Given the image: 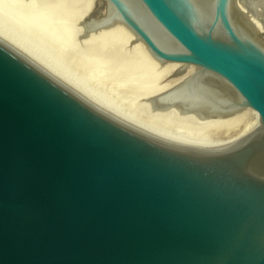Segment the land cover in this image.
<instances>
[{
	"label": "water",
	"instance_id": "1",
	"mask_svg": "<svg viewBox=\"0 0 264 264\" xmlns=\"http://www.w3.org/2000/svg\"><path fill=\"white\" fill-rule=\"evenodd\" d=\"M263 18L238 0H98L80 22L196 67L145 112L257 113L217 144L113 112L0 35V264H264Z\"/></svg>",
	"mask_w": 264,
	"mask_h": 264
},
{
	"label": "bare ground",
	"instance_id": "2",
	"mask_svg": "<svg viewBox=\"0 0 264 264\" xmlns=\"http://www.w3.org/2000/svg\"><path fill=\"white\" fill-rule=\"evenodd\" d=\"M20 1L22 3V0H20ZM23 1L25 3H27L25 0H23ZM29 1L30 0H28V2ZM33 1H35V0H33ZM33 1H31V2H33ZM38 1H40V5H38L39 3H37V5L35 3V6L36 7L40 6V9L44 8L41 12V15H43L42 14L43 11L46 10V13L44 12L46 14L45 19H48L49 22L52 21L51 19L55 18L57 20V18L59 17V18H64L63 20L66 19L67 23L71 24V26H69L68 24L65 23L66 21L63 22V20H62V22L64 23V26H66V25L69 26V30H68V32H66V36H67V34H68V38H69V36H71V37L76 36L77 38H75V40H77L79 38L77 40V43H78V41L80 42L77 46H79V48H80V44H82V46L85 48V51L78 48V53L79 52L82 53V51L84 53H82L81 55L79 54L80 55L79 58L77 57L78 54H76L77 56L76 55L75 56L77 58H75V59H78L84 63L86 62V65L84 64L85 68L87 66L89 67V64H91L92 67L93 66L95 67V69H96V66L94 63L96 62V59L100 60L101 62L103 61V66L101 65V67H102L101 69L103 71L101 69H100L101 71L100 70L99 71L104 72L105 74L101 73L100 79H103V81H104V76L102 78V74H103V75H106L105 78H107V76L109 77V79L111 78V81L115 80L116 82L118 81V82H122V84L124 83V85L128 84L127 93H128V91L131 90L130 93L133 94L136 98L137 97L139 98V96L140 97L142 96V97H144V100H145V99L149 98L151 95H153L154 93H160L166 89H169L170 87L176 85L181 80H183L185 77H187L190 73H192V71L195 67L193 65H185V64L174 63V62H165V63L159 62L149 53V51L147 50L145 45L141 41L135 40L134 35L129 31V29H127V27L125 25H123L122 23H119V22H116L115 24H113L111 26L104 27V28H101L98 30H92V31L83 30L80 26V22L84 21V20H88L89 15H91V13H93L95 11V9L97 8V6L94 5L95 0H38ZM36 2H37V0H36ZM262 2H264V0H238V4L241 7L243 6V4H245V6H247L250 9L256 10L257 13L262 14L264 17V5L262 4ZM12 3L9 2L7 4H12ZM14 3L16 4L17 1H15ZM19 3L20 2H18L16 5L18 6ZM25 3L23 4L24 7L22 6L19 8L14 6L15 4L12 6V8L10 5L9 7L11 9H13V10H11L12 11L11 14L16 15V16L11 15V16L16 18V23H18L21 26L22 31H24V30L25 31L36 30L35 31L36 33L37 32L40 33V31L42 34L45 33L44 31L47 27L46 24H45L46 26L42 25V27H41L40 25L36 26L39 22L38 23L36 22V25H35L34 23H31L32 21H29V20H32L33 17L35 18V15L32 17V14H34V13L31 12V10L29 8H27V7H30V5H28L26 7ZM0 4H4V1L0 0ZM41 6H43V7L41 8ZM13 7H16V9ZM10 8H8V5L5 4V10L6 9L9 10ZM3 9H4V6L2 8V12H3ZM33 10L37 11L38 8L34 7ZM65 11H67L66 12V15L68 14L67 16L63 15V12H65ZM9 13L10 12L7 13V11H4V13H2V16H0V17L2 18V17H4L3 15H6L7 18L9 17L8 20L10 22V20L12 18L10 19L11 16L9 15ZM36 15L38 16V17H36L37 20H40V16H41L40 13H38V14L36 13ZM76 15H80V16L85 15L84 16L85 18H83L84 20L79 21V19L83 17L82 16L80 18H77V20H78L77 21V20H75ZM6 16L3 19H5ZM42 17H44V15ZM14 18H13V20H14ZM254 19L258 25H263L260 23V21H258L257 17H254ZM56 20H54V21H56ZM6 21L7 20H5L4 23ZM54 21H52L53 24L55 23ZM45 22L46 21H43L41 24H43ZM49 22H48V24H49ZM56 22H58V24L56 25V26H58L60 21H56ZM62 22H60V23H62ZM11 23H12V27H13V22L11 21ZM16 23H14V27L16 29L14 28L13 30L20 32L21 31V30H19L20 26L18 27V30H17L16 26H18V24L15 26ZM30 23H31V25L32 24H34V25L31 26ZM262 23H264V22H262ZM9 25H11V24H9ZM60 25H59V27H60ZM39 26L41 27V29L43 28V26H45V29L43 28L44 31L39 30ZM50 26L51 25L49 24V29H51V30H49L47 27L48 31L49 32L52 31L55 34V31L53 30V28L55 26L53 28L52 27L50 28ZM62 26H63V24H62ZM62 28L63 27H60L59 31H61L60 29H62ZM9 29L4 27L3 22L0 23V35L1 36L8 38V39H11V40L17 42L18 44L22 45L23 47L27 48L30 55L33 58L38 60L40 63H42L48 69H50L55 74L60 76L62 79H64L65 81H67L68 83H70L71 85H73L74 87H76L77 89L82 91L83 93H85L87 96H89L90 98H92L93 100L98 102L99 104L103 105L104 107L112 110L113 112H115V113H117V114L139 124V125H142V126L149 128V129H152L154 131H157V132L162 133L164 135H167L169 137L179 139V140H183V141L194 142V143H205V144L223 143V142L234 140V139L242 136L243 134H245L251 127L254 126V124L256 123V121L258 119L257 113L250 108H245L239 112L232 113V114H230L226 117H223L219 120L209 122V123L199 124V125L185 124V123H181V122L169 119V118L153 115V114H150L148 112H145L142 108H141L142 110L140 109L142 111V113H141V111H138L140 113L138 114V112H137L136 113L137 115L135 113H132V112L128 113V111H131L132 109L131 110L127 109L128 111H124V110L120 109V106L122 105L121 103H120L121 105L118 107L119 103H118V105H116L117 104V103H115L116 101L114 102V100H116V98L114 99V97L112 98V97H109L108 95L105 96L103 94L102 95L98 94V93L92 91L93 89L91 90L92 87L89 89L88 84L83 85V84H81V82L79 83L77 80H76L77 81L76 82L73 78L72 79L69 78L66 74L61 72L62 69L61 70L57 69V67H54V64L53 65L51 64L52 62L49 64L48 63L49 61H45L42 58V57H44L43 53H42V55H43L42 56L40 52L34 51V49L37 50V47H36L37 44H35V46L33 45L35 47L33 49L32 48L33 46H30L29 44H27L28 40L27 41L25 40L26 43L24 42V39H26V37L23 39L21 36L17 35L19 33L15 34L16 31H12V29H10V30ZM57 30L58 29H56V34H57V35L55 34L56 37L59 34L58 33L59 31H57ZM65 30H63V33H65L64 32ZM22 31H21V33H22ZM31 32H29V33L31 34ZM79 32H81V35H79V37H78L77 34H79ZM39 33H37V34H39ZM46 33H47V30H46ZM26 34L24 32L22 35H26ZM30 34H29V36H30ZM54 34L49 36L47 39H49L50 37L51 38L54 37ZM32 35H34L33 37L35 38L36 34H34V31H33ZM60 35H62V33L59 34V36H58L61 38ZM29 36H27V37L30 38ZM44 36L45 35L43 34L42 37H44ZM33 37L31 36V38H33ZM56 37H54V39L58 40V38H56ZM71 37L68 41L71 40ZM40 38H41V36H39V39H38V37H36V39L41 41L42 39H40ZM62 38L64 39V34H63ZM68 38L65 37V39H68ZM36 39L33 40V41H35V42H33V44L39 42ZM63 39L61 40L62 42H63ZM43 40L45 41V39H43ZM52 40L53 39H50V42H52ZM55 40H53V41H55ZM31 41H32V39H31ZM31 41L29 40L30 44H31ZM47 41H45V43L43 44L44 46L42 45L43 48L46 47ZM50 42L48 41L47 43H50ZM62 42L60 44H62V46L64 45V48H66L67 46L65 47V43L63 44ZM64 42H65V40H64ZM53 43L54 42L51 43V46ZM58 43H57V41L55 43V44H57L56 45L57 49H58V46L59 47L61 46L60 44L58 45ZM72 43H74V42H71V44ZM68 44H69V42L67 43V45ZM74 45H76V44H74ZM74 45H72V46H74ZM49 46H50V44L48 45V47ZM77 46H76V49H77ZM82 46H81V48H82ZM53 47H51L52 50H53ZM55 48H54V52H55ZM64 48H62V49L64 50ZM74 48L69 46V49H71L72 51L69 50L68 48H66V50L68 49L70 51V54H71V52L75 53L77 51L76 49H75L76 51H74ZM40 50H42V47H41V49L39 48L38 51H40ZM66 50L62 51L60 49L59 53H60V51H62L61 53L63 54ZM69 51H66L64 54L67 53L70 56ZM74 53H72V55H74ZM67 54L64 56L67 57ZM74 57H71V58L74 59ZM81 62H78L77 65H79V63L81 65ZM80 65H79V67H80ZM180 66H183L184 68H182ZM94 67L90 70H93ZM88 70L89 69L86 70V73ZM96 70H98V69H96ZM83 71L85 72V70H83ZM86 73H84V74L86 75ZM88 73H90V71H88ZM98 78H96V79H98ZM124 93H125V91H124ZM131 94H129V95H131ZM133 95H131V96L133 97ZM136 98H135V101H137V99H138V98L137 99ZM132 111H134V110H132ZM135 111H137V110H135ZM244 116L246 119H247L246 116L250 117L249 119H251V120H249V123H245V121H244L245 119H242V117H244ZM238 119H240L241 121L242 120L244 121L243 127L240 126L239 123L241 121L239 120V122H238ZM247 121L248 120H246V122ZM236 122H238V123H236ZM234 123H236L235 125L238 124L237 126H239V128L237 126H234L237 129L233 131L232 129H234V128L232 127V125ZM241 125H242V123H241ZM230 128H231V130H229Z\"/></svg>",
	"mask_w": 264,
	"mask_h": 264
},
{
	"label": "rangeland",
	"instance_id": "3",
	"mask_svg": "<svg viewBox=\"0 0 264 264\" xmlns=\"http://www.w3.org/2000/svg\"><path fill=\"white\" fill-rule=\"evenodd\" d=\"M3 1H4V4H0V5H1V6H0V9H1V10H0V11H1V12H0V13H1L0 16H2V13H4V11H7V13L10 12V13H9L10 16H11V15H12V16H16L15 14H11V13H12L11 10H13V9H11V8H12V6L15 4L14 2H15V1H17V3L20 2L18 6L16 5L17 3L14 5V6L18 7V8H19V7H22V6L24 7L23 4L25 3L23 0H22V3H21L20 0H8V1H7V0H6V1L3 0ZM13 1H14V2H13ZM25 1L27 2V3H25V6L27 7L28 5H30V7H27V8H29V9L31 10V12L34 13V14H32V17L35 15V18L33 17V19H32V20H29V21H32L31 23H34L35 25H36V22H37V23L39 22L40 24L38 23L36 26L40 25L41 27H42V25H45V24H46L47 27H48V29H49V24L51 25L50 28H51V27L53 28V27L55 26V27L53 28V30L55 31V34H56V29H58L57 31H59V28H60V27H63L62 29H60L61 31L58 32L59 34L62 33V35H60L61 38L58 37L59 34H58V36L56 37L55 34H54V32H52V31L49 32L48 29H47V27H46V29H45V26H46V25L43 26V28L45 29V31L43 30V28L41 29V27L39 26V30H43V31L45 32V33H43V34L45 35L44 37H42L43 34L41 33V31H40V33L37 32V33H39V34H37V33L35 32L36 30H29V31H25V30H24V31H22L21 26H20L18 23H16V18H14V17L11 16L10 19H11V18H12V19H11L10 22H9V20H8L9 17L7 18L6 15H3L4 17L6 16L7 19H6V18L3 19L4 17H2V18L0 17V23L3 22L5 28H7V29L10 28V29H12V31H16V30H13V29L15 28V27H14V23H16L15 26L18 24V26H16V27H17V30H18V27L20 26V27H19V30H21L22 33H21V31H20V32L16 31L15 34L19 33V34H17V35L21 36L23 39L26 37V39H24V42H25V40H26V41L28 40V43H27V44H29L30 46H33V45L35 46V44H37V45H36L37 50L34 49V48H35L34 46H33L32 48L34 49V51L40 52L41 55H42V53H43V54H44V57L47 59V60H46L44 57H42L45 61H49V62H48L49 64L52 62L51 64H52V65L54 64V67H57V69H60V70L62 69L61 72H63L64 74H66L69 78H71V79L73 78L75 81L77 80L79 83L81 82V84H83V85L88 84V85H89V86H88L89 89L92 87V88H91V90L93 89L92 91H94V92H96V93H98V94H101V95L103 94V95H105V96L108 95L109 97H112V98L114 97V99L116 98V100L113 99L114 102L116 101V102H115V103H117L116 105H118V103H119V105H118V107H119V106L122 104V105L120 106V109H122V110H124V111H128L127 109H129V110L132 109V110H134V111L137 110V111H135V112L132 111V110H131V111H128V113H129V112H130V113L132 112V113H135V114H136L138 111H141V110H142V109H141L142 107H140V106H141L140 104L143 102L144 97L141 96V97H142V98H141V97L139 96V98L137 97V98H138V99H137L133 94L130 93L131 90L128 91V93H127V90H128V84H127V83H126L127 85H124V83L122 84V82H118V81L116 82L115 80H114V81H111V78L109 79L108 76H107V78H105L106 75H103V74H102V78H103V76H104V81H105V82L103 81V79H100V77H101L100 74H101V73H104V72H100V71L102 70V69H101V68H102L101 65L103 66V61L101 62L100 60H97V59H96V62H95L94 64H95V66H96V69H98V70H96L94 66H93L94 69H93V70H90V69L93 68L91 64H89V67H90V68H89L88 66L85 68L84 64L86 65V62L84 63V62H81V61L78 60V59H75V58H77V57L79 58V56H80L82 53H84V52L82 51V53H80V52L78 53V48H79V46H77V45H78L80 42L78 41V43H77V40H78L79 38H78L77 40H75V38H77L76 36H74V37L69 36V38H68V34H67V36H66V32H68V30H69V26H71L70 23H69V24L67 23L66 19L63 20L64 18H59V17H58L57 20H56L55 18H53V19L50 18L52 21H54V20H56V21H60V22H62V20H63V22L66 21L65 23L69 25V26H67V25L65 24V25L67 26V27H66V26H64V23H63V22H62V23L59 22V25L61 24L60 27H59V25L56 26V25L58 24V22L54 21L55 23L53 24L52 21L49 22L48 19H45V16H46V14H45V13H46V10L43 11L42 14L44 15V17H42L43 15H41V12H42V10L44 9V8H42L43 6H41L42 9H40V6H37V7L35 6V3H36V5H37V3H39L38 5H40V1H38V0H37V2H36V0H35V1L30 0L29 2H28V0H25ZM31 1H33V2H31ZM96 1L98 2V0H95V1H94V5L97 6V2H96ZM5 2H6V3H5ZM9 2H11V3L13 2L14 4H13V3H12V4H7V3H9ZM2 3H3V2H2ZM32 3H33V4H32ZM5 4L8 5V8H10L9 6L11 5V8L9 9L10 11H9L8 9L5 10ZM2 5L4 6L3 12H2V8H3ZM33 5H34V6H33ZM6 7H7V6H6ZM16 7H13V8L16 9ZM34 7H35V8H38V10L40 9L41 11L39 10V11H40V12H39L38 10H37V11H36V10H33ZM44 12H45V13H44ZM66 12H67V11L63 12V15H66ZM5 13H6V12H5ZM36 13H37V14L40 13V15H41V16H40V20H37L36 17H38V16L36 15ZM74 13H75V12H74ZM75 14H76V13H75ZM67 15H68V14H67ZM67 15H66V16H67ZM69 15H70V14H69ZM76 16H77V17H76ZM76 16H75V18H76L75 20H77V18H80V17L83 16L82 18L79 19V21L84 20L83 18H85V17H84L85 15H82V16H80V15H76ZM78 16H79V17H78ZM13 18H14L15 21L13 20ZM65 18H66V17H65ZM34 19H35L36 21H35ZM38 19H39V18H38ZM41 19H42V20H41ZM44 19H45V20H44ZM60 19H61V20H60ZM5 20H7V21L4 23ZM1 21H2V22H1ZM11 21L13 22V27H12V23H11ZM34 21H35V22H34ZM43 21H46V22L43 23V24H41ZM77 21H78V20H77ZM7 22H8L9 24H11V25H9ZM48 22H49V24H48ZM31 23H30V25H31ZM34 24H32V25H34ZM52 24H53V25H52ZM62 24H63V26H62ZM32 25H31V26H32ZM57 27H58V28H57ZM64 27H65V28H64ZM33 28H34V27H33ZM55 28H56V29H55ZM66 28H67V29H66ZM10 29H9V30H10ZM15 29H16V28H15ZM65 29H66V30H65ZM46 30H47V33H46ZM49 30H51V29H49ZM63 30H65V31H64L65 33H63ZM31 31H32V32H31ZM33 31H34V34L37 35V36L35 35V38L33 37L34 35H32V34H33ZM43 31H42V32H43ZM24 32H25V34H26V33L28 34L29 32H31V34L29 33L30 36H29V34H28V35L26 34V35L29 36L30 38H28L26 35H22ZM48 32H49V33H48ZM51 32H52V33H51ZM81 32H82V31H81ZM81 32H79V34H77L78 37H79V35H81ZM50 33H51V34H50ZM20 34H21V35H20ZM40 34H41V35H40ZM47 34H48V35H47ZM49 34H50V35H49ZM53 34H54V37L58 38V40H57V39L55 40L54 37H52V38L50 37L49 39H47L49 36H51V35H53ZM63 34H64V39L62 38V37H63ZM46 35H47V36H46ZM56 35H57V34H56ZM23 36H24V37H23ZM31 36H32L33 38H31ZM39 36H41L40 39H42V40L45 39V41L48 40L49 42H50V39L55 40V41L52 40V42H54V43H53L54 45L52 44V46H51V43H52V42L47 43V42H48V41H47V42H46V44H47L46 47L43 48V46H44L43 44L45 43V41H44V40H43V41L41 40L43 43H42L41 41H39V40H38V39H39ZM36 37H38V39H36ZM65 37L68 38V39H65ZM70 37H71V40H72V41H71V40H70V41H71V42H74V43H72V44H71L70 41H68V40L70 39ZM59 38H60V39H59ZM31 39H32V41H31ZM35 39L39 41V42L37 41L39 44H38V43H34V44H33V42H35V41H33V40H35ZM62 39H63V42L61 41ZM29 40L31 41V44L29 43ZM59 40H60V41H59ZM64 40H65V42H64ZM56 41H57V43L59 42L58 45L62 42L63 44L65 43V47L67 46L66 48L69 49V46H70V47H73V48L75 47V48H74V51H76V50H77V51H76L75 53H74V52H71V54H70V51H69V50H71V49H69V50L67 49V50H66V48H64V45L62 46V44H60L62 47L60 46V47H61V48H60V47L58 46V49H57V47H56L57 44H55ZM40 42H41V43H40ZM68 42H69V44H68L69 46L67 45ZM75 42H76V43H75ZM25 43H26V42H25ZM49 44H50L51 47L54 46V47H53V50L51 49L50 46L48 47ZM74 44H76V45H74ZM42 45H43V46H42ZM72 45H74V46H72ZM38 46H39V47H38ZM76 46H77V49H76ZM81 46H82V44H80V48H79V49L85 51V48H84L83 46H82V48H81ZM41 47H42V50H43V51H42V50L38 51L39 48L41 49ZM55 47H56V48H55ZM45 48H46V49H45ZM54 48H55V52H56V53L54 52ZM62 48H64V50H66V51H69L70 56L66 53V54H67V57H65L64 55H66V54H64V53H65L66 51L62 54L61 52L64 51ZM60 49H61L62 51H60V53H59V50H60ZM75 49H76V50H75ZM57 50H58V51H57ZM81 50H80V51H81ZM41 51H42V52H41ZM71 51H72V50H71ZM57 53H58V54H57ZM72 53H74V55H72ZM59 54H60V55H59ZM61 54H62L63 56H62ZM76 54H78V56H77ZM79 54H80V55H79ZM71 55H72V56H71ZM75 55H76L77 57H76ZM42 56H43V55H42ZM68 56H69V57H68ZM74 56H75V57H74ZM71 57H74V59L71 58ZM76 60H77L78 62H81V65H82V66H81L80 63H79V65H80V67H79V65H77L78 62H77ZM180 67L184 68L183 66H180ZM195 68H196V67H194V69H195ZM87 69H89L88 71H90V73H88V71H87V73H86V70H87ZM100 69H101V70H100ZM194 69H193V70H194ZM83 70H85V72H84ZM95 70H96V71H95ZM99 70H100V71H99ZM102 71H103V70H102ZM182 71H183V70H182ZM192 72H193V71H192ZM84 73H86V75H87L88 77H87ZM104 74H105V73H104ZM94 75H95V76H94ZM99 75H100V76H99ZM98 77H99V78H98ZM170 77H171V76H170ZM96 78H98V79H96ZM167 78H168V77H167ZM105 79H106V80H105ZM112 79H113V78H112ZM100 80H101V81H100ZM77 81H76V82H77ZM86 86H87V85H86ZM124 91H125V93H124ZM129 94L133 95V97H132L131 95H129ZM112 98H111V99H112ZM133 98H134V99H133ZM135 98L137 99V101H135ZM141 99H142V100H141ZM117 101H118V102H117ZM138 101H139V102H138ZM130 102H131V103H130ZM140 102H141V103H140ZM120 103H121V104H120ZM137 103H138L139 105H138ZM131 104H132V105H131ZM130 105H131V106H130ZM136 105H137V106H136ZM140 109H141V110H140ZM139 113H140V112H138V114H139ZM141 113H142V111H141ZM136 115H137V114H136ZM246 117H247V119L245 118V116L242 117V119H245V120H244L245 123H249V120H251V119H249L250 117H248V116H246ZM239 120H240V119H238V122H239ZM246 120H248V121L246 122ZM240 121H241V120H240ZM244 121L242 120V121L239 123L241 127L244 126V124H243ZM238 122H236V123H238ZM236 123H234V124L232 125V127L234 128V129H232L233 131L237 129V128L234 127V126H237V125H238V124L235 125ZM241 123H242V125H241ZM245 125H246V124H245ZM237 127L239 128V126H237ZM229 130H231V128H230ZM229 132H230V131H229Z\"/></svg>",
	"mask_w": 264,
	"mask_h": 264
}]
</instances>
